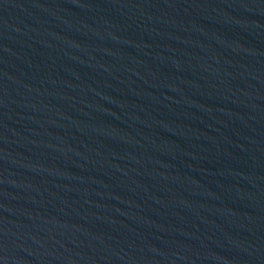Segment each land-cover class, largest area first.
<instances>
[{"label":"water","instance_id":"water-1","mask_svg":"<svg viewBox=\"0 0 264 264\" xmlns=\"http://www.w3.org/2000/svg\"><path fill=\"white\" fill-rule=\"evenodd\" d=\"M0 264H264V0H0Z\"/></svg>","mask_w":264,"mask_h":264}]
</instances>
